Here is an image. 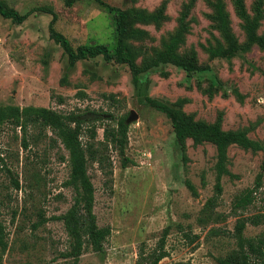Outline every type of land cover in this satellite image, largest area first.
Listing matches in <instances>:
<instances>
[{
  "label": "rangeland",
  "instance_id": "obj_1",
  "mask_svg": "<svg viewBox=\"0 0 264 264\" xmlns=\"http://www.w3.org/2000/svg\"><path fill=\"white\" fill-rule=\"evenodd\" d=\"M4 1L28 16L17 24L0 15V105L82 113L86 119H95L85 126L94 124L98 139L103 138L102 124L126 119L131 110L138 115L128 123L126 153L132 162L123 168L118 156L109 153L110 176L96 164L88 166L95 187L96 220L99 226L109 227L110 234L102 253L86 247L78 264H149L162 239L167 256L157 264H217L219 257L237 248L233 232L239 219L258 216L259 224L247 223L242 234L247 238L264 235V172L261 186L254 188L264 152L229 147L231 175L222 177V192L211 217L207 216L205 204L215 194L214 145H194L186 139L183 159L169 118L146 102V97L169 103L184 99L183 110L195 119L213 122L221 117L223 129L246 127L251 138L264 142V49L252 46L229 60L211 59L206 48L223 42L212 19L214 0H102L126 11L125 39L140 49L139 65L163 49L185 5L190 4L188 30L178 52L186 56L194 50L198 64L209 68L187 75L175 65L162 64L141 74L137 85L126 65L105 61L102 56L69 66L63 49L49 37L52 15L35 10L47 7L54 11V27L73 47L104 44L113 49L117 40L114 14L105 6L95 0H74L70 6L65 0ZM223 1L232 31L242 43L243 22L233 0ZM244 3L252 15L254 0ZM161 5L164 20L159 25L133 17L135 11L152 12ZM257 33L264 36V3ZM26 143L19 127L2 125L0 223L6 248L0 249V261L66 264L61 254L68 248V236L56 217L72 203L73 191L64 185L69 175L68 155L49 129L30 128ZM248 190H252V202L236 208V201ZM39 214L46 221L33 228Z\"/></svg>",
  "mask_w": 264,
  "mask_h": 264
},
{
  "label": "trees",
  "instance_id": "obj_2",
  "mask_svg": "<svg viewBox=\"0 0 264 264\" xmlns=\"http://www.w3.org/2000/svg\"><path fill=\"white\" fill-rule=\"evenodd\" d=\"M105 6L114 14V22L117 34L115 47L110 49L104 44H80L73 47L70 40L59 32L54 23L57 15L47 7H38L35 10L45 11L52 15L49 23V37L58 44L67 56L69 66H74L79 60H87L96 56H102L105 61H113L126 65L132 75V81L137 85L141 74L148 72L162 64H172L183 69L187 75H192L197 71L209 68V65H199L197 55L191 50L189 55L179 54L178 48L183 43L185 34L188 30L186 17L189 12L190 4L185 5L184 11L178 19L177 28L164 42L163 49L155 51L154 55L140 65L137 59L140 56V49L132 45L125 39L128 28L125 24L127 13L118 7L104 3L102 0H95ZM131 2L133 0H125ZM74 0H65L67 6L72 5ZM263 0H254L253 14L250 15L246 10L244 0H233L236 14L242 20L244 30V41L238 42L237 37L232 31L229 13L226 11L223 0H214L212 3V19L216 24L223 42L217 41L215 47L209 46L206 51L211 59L222 57L227 60L238 55L240 52L250 50L252 46L264 49V36L257 33L260 20L263 17ZM164 5L152 12L143 10L135 11L133 17L144 23L159 25L164 20ZM0 15L10 19L12 22L20 24L28 16V13L20 14L15 8L9 6L4 0H0ZM213 86L210 84L209 90ZM80 94H84L81 93ZM149 107L164 113L170 120L171 127L175 134V141L182 150L185 159L186 139H191L194 145L208 142L214 145L216 150L215 184L214 196L207 200L204 210L211 211L216 204V199L222 192L221 179L224 175H231L228 170V149L231 146H238L244 150L252 152L263 151L264 142L253 139L248 135V128L223 129L221 117H217L213 122L195 119L194 115L183 110L184 99H178L169 103L155 98L146 97ZM113 120V115L108 114ZM95 119H86L82 113L74 111L68 113L58 112L47 107L0 105V131L2 125L10 123L14 127H19L22 132L23 144L27 146L26 135L28 130L33 127L49 129L62 144L67 152L69 166L68 178L64 185L73 191L72 203L70 207L56 218L63 224L68 236V248L61 256L66 259V264H78L79 258L86 247H90L97 253L104 251V242L110 234V228L99 226L94 213L95 187L88 173V166L96 164L98 169L106 176L112 173V159L109 153H115L120 161V166L125 168L132 162L127 155L128 147V124L125 117L116 119V123L102 124L103 138H97L96 126H85ZM82 136H86L83 141ZM264 172V156L261 168L256 176L255 186H261V179ZM15 186L18 182L15 181ZM186 186L196 195L194 186L186 181ZM252 190L240 197L235 207H246L252 202ZM209 209V210H207ZM211 217V216H210ZM46 221L43 214H39V219L33 224L37 228ZM258 216L239 219L235 226L233 236L236 239L237 248L224 257L217 259V264H264V235L247 238L243 236V230L247 223L252 225L259 224ZM167 234V229L163 231V237ZM6 241L4 240L3 228L0 223V249L4 251ZM167 256L163 249V239L161 240L160 250L152 253L149 264H157ZM0 264L2 262L0 261ZM30 264V263H27ZM143 264V263H141Z\"/></svg>",
  "mask_w": 264,
  "mask_h": 264
},
{
  "label": "water",
  "instance_id": "obj_3",
  "mask_svg": "<svg viewBox=\"0 0 264 264\" xmlns=\"http://www.w3.org/2000/svg\"><path fill=\"white\" fill-rule=\"evenodd\" d=\"M137 116H138L137 113L134 110H131L129 112L128 117L125 119L126 124H128V123L134 121L135 119H137Z\"/></svg>",
  "mask_w": 264,
  "mask_h": 264
}]
</instances>
